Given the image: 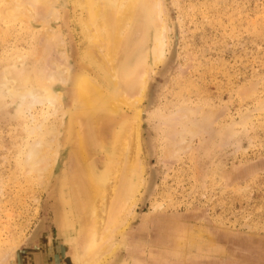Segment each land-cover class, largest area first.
Listing matches in <instances>:
<instances>
[{"label": "rangeland", "instance_id": "374dc122", "mask_svg": "<svg viewBox=\"0 0 264 264\" xmlns=\"http://www.w3.org/2000/svg\"><path fill=\"white\" fill-rule=\"evenodd\" d=\"M160 2L169 30L167 57L153 62L149 26L143 98L133 107L120 104L112 128L138 111L143 181L124 230L114 236V261L264 264V0ZM75 3L53 0L44 15H30L22 3L16 6L21 15L13 17L6 12L11 2L0 0V264H18L17 256L40 249L49 260L34 264H80L67 183L73 148L65 135L75 103L67 76L86 69L99 81L102 76L83 58ZM170 40L177 43L173 59ZM34 71L57 78L52 89L60 95L59 106L27 98ZM51 138L57 142L51 171L29 173L20 162L26 148ZM109 152L91 155L98 172L106 170ZM56 244L57 258L51 255Z\"/></svg>", "mask_w": 264, "mask_h": 264}, {"label": "bare ground", "instance_id": "6f19581e", "mask_svg": "<svg viewBox=\"0 0 264 264\" xmlns=\"http://www.w3.org/2000/svg\"><path fill=\"white\" fill-rule=\"evenodd\" d=\"M9 1L11 4L6 12L13 17L16 14L21 15L23 10L19 13L16 9L20 4L25 5L23 8L27 9L30 15L35 10L44 15L53 9V0H8V3ZM160 1L76 0L75 3L80 11V24L85 42L83 58L95 65L102 76L99 81L89 74L88 69L73 77L67 76L75 89V103L68 113L65 135L66 144L71 142L73 148L72 154L69 153L70 158L68 157L70 160L67 183L71 190L76 221L75 256L80 264H102L107 258L106 263L119 264L117 262L119 259L114 261L119 247L114 236L124 230L134 204V195L143 181V165L138 157L140 151L138 111L135 110L131 121L113 130L112 128L116 124L120 104L133 107L143 98L149 76L146 61L149 26L154 28L151 47L153 62L158 63L167 57L165 50L168 44L166 38L168 28ZM177 27L175 26L178 32ZM176 44V40H170L167 49L170 53L169 59L177 55ZM54 78L55 76L49 74L41 75L35 72L34 86L26 91L27 98L30 97L32 101L40 103L47 102L52 107L59 106L60 95L52 89V84L57 79ZM0 81H4L2 75ZM118 87L123 95L118 94L120 92L116 90ZM50 130L52 131L51 128ZM109 133V139L106 140L105 136ZM40 140L28 146L23 161L20 160L21 164L23 162L26 169L28 168L29 173L37 175L51 171L57 149V142L54 139L51 138L47 142ZM51 141L55 143L56 148L49 143ZM106 148H110L111 151L105 155L107 167L104 172H98L90 157L96 151ZM133 171L134 180L131 179ZM151 172L153 173V170ZM36 178L39 179L40 176ZM57 219L58 235H62L64 226L60 225L63 214L57 216ZM36 225L35 231H32L33 237L36 236L38 229L42 228V222ZM54 250V257L57 258L61 253L59 244H56ZM51 255L47 254V258ZM16 260L18 264H34L49 259H46V253L40 249L36 254L32 252L25 256H17Z\"/></svg>", "mask_w": 264, "mask_h": 264}, {"label": "crops", "instance_id": "0c3cea01", "mask_svg": "<svg viewBox=\"0 0 264 264\" xmlns=\"http://www.w3.org/2000/svg\"><path fill=\"white\" fill-rule=\"evenodd\" d=\"M53 251H54V249H53ZM55 252H53L52 254H54Z\"/></svg>", "mask_w": 264, "mask_h": 264}]
</instances>
